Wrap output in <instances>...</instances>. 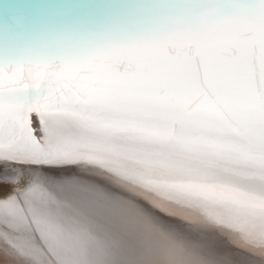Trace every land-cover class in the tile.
Listing matches in <instances>:
<instances>
[{
  "label": "snow or ice",
  "instance_id": "snow-or-ice-1",
  "mask_svg": "<svg viewBox=\"0 0 264 264\" xmlns=\"http://www.w3.org/2000/svg\"><path fill=\"white\" fill-rule=\"evenodd\" d=\"M70 168L69 183L51 175ZM98 169L109 185L79 179ZM37 173L57 190L47 211L75 264H145L140 237L112 211L129 206L113 186L152 205H132L142 219L195 208L264 247V0L6 11L0 191Z\"/></svg>",
  "mask_w": 264,
  "mask_h": 264
},
{
  "label": "bare ground",
  "instance_id": "bare-ground-1",
  "mask_svg": "<svg viewBox=\"0 0 264 264\" xmlns=\"http://www.w3.org/2000/svg\"><path fill=\"white\" fill-rule=\"evenodd\" d=\"M97 2H100V0H0V13L3 14V18L6 11L12 9L53 15L58 14L60 9L67 6ZM35 117L36 114L33 113V118L35 119ZM98 170L97 173H99ZM65 173L73 174L71 168L68 172H63V174ZM97 173L95 172L96 175ZM54 174L56 175L57 173ZM58 174L61 175L62 173ZM98 177L101 179L102 177L105 178L100 175ZM58 178L62 177L59 176ZM42 179L40 174H34L23 185L22 189L9 192L8 196L0 198V258L5 260V257H10L11 263L9 262L8 264H75L77 258L65 253L60 248L62 242L58 235V230L62 227V223L57 217L48 213L49 203L45 202L50 201L51 197H44L46 195L43 193L46 192L44 186L32 188V183L42 182ZM101 179L100 181L102 182ZM64 181L66 182L67 180ZM95 182H98V180ZM108 183L107 185L110 184ZM37 184L39 183L37 182ZM41 188L43 189L41 190ZM115 188L118 189V191L116 189L117 195L128 201L129 205L125 208L118 207L119 211L116 210L117 208L115 210L120 212V217L127 226L138 234L144 246L139 257H142L144 252H148L154 255H148L149 258L150 256L153 258L150 261L154 262L153 260H157L155 258L156 253L153 251L155 246L154 244V247L150 246L149 243L152 241L149 240V242L148 239L153 238L152 240H154V237H159L162 240L165 237L167 246L171 243L173 248H168L169 256L163 257L162 260L158 258L160 263L162 262L163 264H201L202 261L213 259L217 255H223L225 251V254L232 257L235 264H264V261L261 260V257L264 256V247L261 246L258 240L246 238L244 233L229 226L227 223H218L208 219L202 210L188 208L176 214L170 211L155 210L154 214L159 217L160 222L145 220L136 215L131 203L135 202V205L140 204L150 210L152 205L135 193L127 192V190L118 187ZM37 191L39 193H36ZM35 194H40V197ZM12 195L14 199H9ZM47 195L50 196V194ZM51 195H53L52 192ZM38 205H40V208ZM37 210L40 212V216L34 215ZM113 212H115L114 209ZM162 214L164 215L162 216ZM167 219L172 221V225L167 222ZM151 233L152 237L150 238ZM228 234L231 235L229 236ZM156 240L157 244L161 241ZM208 241H212L213 246H209ZM197 243L198 246L196 245ZM241 249L245 250L242 251ZM171 250L172 253L170 252ZM58 252L59 254H57ZM219 252L223 253L220 254ZM49 253L51 254L49 255ZM144 258L147 259L148 257H143L140 260H144Z\"/></svg>",
  "mask_w": 264,
  "mask_h": 264
},
{
  "label": "rangeland",
  "instance_id": "rangeland-1",
  "mask_svg": "<svg viewBox=\"0 0 264 264\" xmlns=\"http://www.w3.org/2000/svg\"><path fill=\"white\" fill-rule=\"evenodd\" d=\"M36 118V117H35ZM99 172H101V171H103V170H101V169H99L98 170ZM72 172H73V174L72 173H70V174H68V173H65V174H61V175H59L58 173L55 175L54 173H51L52 175H55L56 176V178H57V181L59 180H61V179H64V180H67L68 181V183L70 182V180L68 179L69 177H72V178H75L76 177V172L74 171V170H72ZM95 172L97 173V170L96 171H92V172H85V173H83L82 175H80L79 176V179H81V180H85V181H89L90 180V182H93V183H95L98 187H101V188H103L104 186H106L107 185V183H108V181H106L107 179H106V177L105 178H103L102 177V179L100 178V177H98V173H97V175L95 174ZM68 174V175H67ZM57 175H59L60 177H62V178H58L59 176H57ZM94 175V176H93ZM96 175V176H95ZM66 176H67V178H66ZM91 176V177H90ZM64 177V178H63ZM94 177V178H93ZM95 177H98V178H95ZM41 178H43L41 181L42 182H40V181H37L39 184H37V182H35V183H32L31 185L33 186L32 188H37V186L38 187H42V186H44L45 187V191L46 192H43L44 194H50V196L49 195H45L44 197H53L55 194H56V191L57 190H54V189H56V188H52V187H55L53 184H52V182H50V181H47L46 179H44V177L43 176H41ZM88 178H90L89 180H88ZM100 179L102 180V182L100 181ZM45 180V181H44ZM98 180V182H95V181H97ZM46 181H47V184H46ZM67 181L65 182V183H67ZM106 181V183H104ZM49 182V183H48ZM100 182V183H99ZM43 183V184H42ZM109 183H111L110 181H109ZM108 183V184H109ZM34 184V185H33ZM44 184H46V185H44ZM49 184V185H48ZM105 184V185H104ZM51 185V186H50ZM102 185V186H101ZM49 188H48V187ZM29 188H31L30 186H29ZM43 188H41V190H42ZM116 189L117 188H115V186H113V189H112V191L114 192V195H116L117 197H120L119 195H117V191H118V189H117V191H116ZM31 190V189H30ZM34 190V189H33ZM53 190V191H52ZM50 191V193H48ZM11 193L12 192V190L10 189V188H5L4 189V191H0V198L2 197V196H8L7 194L8 193ZM51 192H52V194L53 195H51ZM120 192V191H119ZM36 193H39L38 191L36 192ZM55 193V194H54ZM35 195H38V194H35ZM39 197H40V194L38 195ZM13 197V198H12ZM12 197H9V199H14V196L12 195ZM29 201H31V199H29ZM47 204L49 203V201H45ZM45 202H43V203H45ZM33 203H34V200H33ZM36 203H37V201H36ZM8 204H9V202H8ZM132 205H135V202L133 203H131V206ZM38 207L40 208V205H38ZM114 209V211L116 212V210H118L119 208L117 207V209L115 210V208H113ZM113 209H112V211H113ZM41 210V209H40ZM120 210V209H119ZM118 210V211H119ZM116 212V213H118L119 215H120V212ZM164 214H162V216H163ZM179 215V214H178ZM167 222L168 223H172V221H169L168 219H167ZM172 225V224H171ZM152 237V233H151V235H150V238ZM153 238H151V239H148V241L150 240V241H152V242H148L149 244H150V246L152 245V247H154L155 249H153V251L156 253L155 254V258L158 260V258H160L161 260H162V258L163 257H167V255L169 256V252H168V248H173V246L171 245V243H169V245L167 246V241H166V238L164 237V238H162V240L161 239H159V237L157 238V237H154V240H152ZM156 239H158V240H161V241H159V243L157 244V242H155V240ZM157 241V240H156ZM154 242V243H153ZM147 243V242H146ZM152 243V244H151ZM153 244H154V246H153ZM157 244V245H156ZM218 244V243H217ZM197 246H198V243L196 244ZM149 246V247H150ZM175 246H176V244H175ZM151 248V247H150ZM154 252H152V253H154ZM171 253H172V250L170 251ZM226 252V251H225ZM225 252H224V254H225ZM170 253V254H171ZM220 254L221 253H223V252H219ZM151 254V253H150ZM148 252H144L143 253V256L142 257H138V259H141V258H143V257H148L149 258V256L148 255H150ZM153 254H151V256H152ZM150 256V258L148 259H146V258H144V260H142V261H144L145 262V264H163L162 262L160 263V261L158 262L157 260H153L154 262H152V261H150V260H152L153 258ZM154 256V255H153ZM154 258V259H155ZM5 260L7 261V264L10 262V257H5ZM146 260V261H145ZM198 261V260H197ZM157 262V263H156ZM11 263V262H10ZM165 263V262H164ZM173 263V262H172ZM195 263V262H194ZM12 264H16V263H12ZM184 264V263H183ZM195 264H198V263H195Z\"/></svg>",
  "mask_w": 264,
  "mask_h": 264
},
{
  "label": "water",
  "instance_id": "water-1",
  "mask_svg": "<svg viewBox=\"0 0 264 264\" xmlns=\"http://www.w3.org/2000/svg\"><path fill=\"white\" fill-rule=\"evenodd\" d=\"M3 19V14L0 13V21H2Z\"/></svg>",
  "mask_w": 264,
  "mask_h": 264
}]
</instances>
